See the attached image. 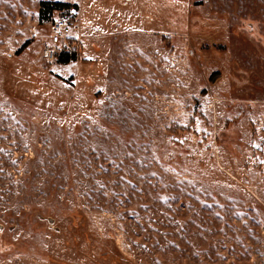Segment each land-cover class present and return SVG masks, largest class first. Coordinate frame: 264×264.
Wrapping results in <instances>:
<instances>
[{"label": "rangeland", "instance_id": "rangeland-1", "mask_svg": "<svg viewBox=\"0 0 264 264\" xmlns=\"http://www.w3.org/2000/svg\"><path fill=\"white\" fill-rule=\"evenodd\" d=\"M0 264H264V0H0Z\"/></svg>", "mask_w": 264, "mask_h": 264}, {"label": "built area", "instance_id": "built-area-1", "mask_svg": "<svg viewBox=\"0 0 264 264\" xmlns=\"http://www.w3.org/2000/svg\"><path fill=\"white\" fill-rule=\"evenodd\" d=\"M72 21L64 18H56L50 26V47L44 50V57L53 59L56 55L73 51L76 45V37L73 33Z\"/></svg>", "mask_w": 264, "mask_h": 264}, {"label": "trees", "instance_id": "trees-1", "mask_svg": "<svg viewBox=\"0 0 264 264\" xmlns=\"http://www.w3.org/2000/svg\"><path fill=\"white\" fill-rule=\"evenodd\" d=\"M74 56L73 54H70V55H67V54H61L59 57H58V61L59 63H62V64H67L69 63L70 61H74Z\"/></svg>", "mask_w": 264, "mask_h": 264}]
</instances>
